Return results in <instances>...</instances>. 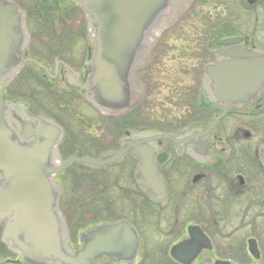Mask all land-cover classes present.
<instances>
[{"label": "flooded vegetation", "instance_id": "obj_1", "mask_svg": "<svg viewBox=\"0 0 264 264\" xmlns=\"http://www.w3.org/2000/svg\"><path fill=\"white\" fill-rule=\"evenodd\" d=\"M0 1L21 10L26 25L25 63L2 86L6 103L28 119L42 118L59 128L55 156L60 165L112 155L102 166L72 161L55 177L72 250L80 248L82 233L126 222L140 241L139 254L128 264H181L171 253L190 238V229L203 233L210 245L200 250L194 264H264V83L252 101L225 109L211 99L206 71L210 64L225 61L228 51L256 59L264 71V0L252 5L249 0H195L214 9L207 27L192 39L181 30L171 46L165 31L149 64L137 73V93L130 96L129 109L111 116L84 89L91 81L95 49L87 27L65 28L72 7L64 2L75 6L73 2L53 0V11L62 14L48 16L52 20L46 29L33 27L25 0ZM41 3L30 9L38 20L50 8L43 7V13ZM229 39L240 42L225 44ZM192 40L195 44H187ZM169 65L175 67L166 71ZM182 73L192 85L176 82ZM162 76L164 83L175 76V84L161 83ZM131 147L138 150L129 151ZM142 151L154 169L145 178L142 159L135 154ZM71 185L84 190V212L93 215L76 235L67 215L72 202L65 199L75 190ZM102 194L110 195L111 203ZM249 241L257 245L259 260L251 256ZM7 258L0 249V264Z\"/></svg>", "mask_w": 264, "mask_h": 264}, {"label": "water", "instance_id": "obj_2", "mask_svg": "<svg viewBox=\"0 0 264 264\" xmlns=\"http://www.w3.org/2000/svg\"><path fill=\"white\" fill-rule=\"evenodd\" d=\"M88 20L95 46L91 81L85 91L105 115L123 113L130 96L137 93L136 72L152 55L160 33L171 25L193 0H72ZM256 0H249L252 5ZM23 17L16 7L0 1V225L4 223L3 243L17 256L42 264H114L133 262L139 253V236L128 223L105 224L81 235L82 248L72 252L65 221L59 210V188L55 175L71 163L100 161L70 159L59 167L56 159L59 128L42 118L28 119L2 96V86L19 69L25 45ZM239 40L227 41L228 44ZM226 60L207 67L211 99L225 109L243 105L255 98L264 83V71L256 59L241 58L239 51L225 53ZM13 124L19 126L17 131ZM137 151V147L127 148ZM141 150H144L142 148ZM140 173L150 169L144 151ZM254 241L249 252L259 260ZM209 248L199 230L190 229V238L175 246L172 256L182 264H194L200 250ZM5 264H21L7 260ZM215 264H233L217 260Z\"/></svg>", "mask_w": 264, "mask_h": 264}, {"label": "rangeland", "instance_id": "obj_3", "mask_svg": "<svg viewBox=\"0 0 264 264\" xmlns=\"http://www.w3.org/2000/svg\"><path fill=\"white\" fill-rule=\"evenodd\" d=\"M38 0H25V2H23V6L25 9H28L29 10V15H30V22H33V27H42V28H50V25L51 23H49L47 20H52L51 18H48L49 17H52V16H58V15H61L62 14V11H59L58 12H55L53 11L54 7H55V4L53 3V0H45V5L41 2H43L44 0H39V2L41 3L40 4V7L38 10H42L43 7H49V11L46 14H42L44 16V19L42 20H38V17H37V14H31V10H32V6L36 5V2ZM65 5L67 6H71L72 8L68 10V16L67 18H65L68 22H67V27H64L67 29H76V30H79V29H86L87 27V22L85 20V17L84 15L81 13V11L75 7V6H72V3L71 2H67L65 3ZM49 5V6H48ZM33 6V7H34ZM75 7V8H74ZM213 7H210V6H201V4H197L195 3V0H193L189 5L188 7L179 15V17L176 18V20L167 27V29H164L165 31H162L163 33L165 32V38L168 39L167 42H168V45L171 46V45H174V40L176 39L177 35L180 33L181 30H185L186 32H184L185 35L187 36H190V39L192 38H195V33L197 30H201V29H204L207 27L208 25V19L210 17V14H212L214 12V9H212ZM31 9V10H30ZM42 12L44 13V11L42 10ZM212 16V15H211ZM86 22V23H85ZM60 23V22H59ZM62 27V26H60ZM62 27V28H64ZM162 32L160 33V36L162 35ZM160 36L157 38V40H159ZM187 44H195L194 43V40L192 41H189L187 42ZM83 46H86V44H83ZM173 49V48H171ZM190 54V53H188ZM180 59V57H179ZM170 60V58L168 59ZM173 60L175 61H179V60H176L175 58H173ZM189 66H192L191 64V61H189ZM183 64V63H182ZM181 62H180V72L182 71L181 70ZM174 65H169L167 68H166V71H168V68H172L174 69ZM183 68V66H182ZM185 68H187L185 66ZM161 78V79H160ZM176 77L173 76V79L172 78H168L165 80V83L169 86L175 84V79ZM161 83L165 84L164 83V79H165V76H162V77H159ZM189 78L186 77V75L183 76V73L178 76V80L176 81L177 83H180L182 84L183 86H189V85H192V83H190V81L188 80ZM109 186V185H107ZM71 188H74L75 190H73L70 195H68V197H65V199L67 200V202H72V205L69 207V211L67 210V215L70 216V220L71 222L73 223V233L74 235L78 234L80 232V230L83 229V227L85 226L86 224V221L89 220V216H93L92 214H89L86 215V212H84V210L86 209L85 208V196L83 195L84 193V190L80 188V186H76V187H72L71 185ZM112 187H109L108 190H111ZM104 196V200L105 201H108L110 200L109 199V196L108 194H102ZM95 197V196H94ZM79 199H82V201H79ZM91 199H94L93 197ZM91 203V202H90ZM107 203H111L110 201H108ZM82 204V206H80ZM97 204H99L97 202ZM106 206V203H102ZM95 205V204H94ZM93 206V205H92ZM95 207H91V209H93L94 211H96L94 209ZM61 210L62 212L65 213V207L62 206L61 207ZM71 211V212H70ZM84 214V215H83ZM86 215V216H85ZM85 216L86 219H83L82 217ZM94 218V217H92ZM252 233V230L251 229H248L247 230V236H250V234ZM0 249L2 250V252L4 253V255H7L8 257H11L13 256V254H10V252H6V250L3 249L2 247V244L0 242ZM14 257V256H13ZM247 263H250L249 261H247ZM27 264V262H26Z\"/></svg>", "mask_w": 264, "mask_h": 264}]
</instances>
